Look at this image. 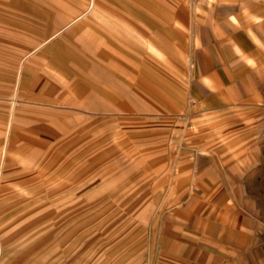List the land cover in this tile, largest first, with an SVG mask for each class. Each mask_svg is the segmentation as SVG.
Here are the masks:
<instances>
[{"label":"rangeland","instance_id":"374dc122","mask_svg":"<svg viewBox=\"0 0 264 264\" xmlns=\"http://www.w3.org/2000/svg\"><path fill=\"white\" fill-rule=\"evenodd\" d=\"M93 2L0 0V264L180 251L197 0Z\"/></svg>","mask_w":264,"mask_h":264},{"label":"crops","instance_id":"0c3cea01","mask_svg":"<svg viewBox=\"0 0 264 264\" xmlns=\"http://www.w3.org/2000/svg\"><path fill=\"white\" fill-rule=\"evenodd\" d=\"M196 9L183 113L198 150L175 216L181 248L164 264H264V0Z\"/></svg>","mask_w":264,"mask_h":264},{"label":"bare ground","instance_id":"6f19581e","mask_svg":"<svg viewBox=\"0 0 264 264\" xmlns=\"http://www.w3.org/2000/svg\"><path fill=\"white\" fill-rule=\"evenodd\" d=\"M93 3H94V2H93V0H92V4H93ZM82 18H83L82 16H79V17H77V18L75 19V22H74V21H73V22H74V23L79 22L80 20H82Z\"/></svg>","mask_w":264,"mask_h":264}]
</instances>
